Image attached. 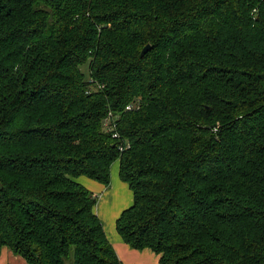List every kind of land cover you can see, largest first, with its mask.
<instances>
[{
    "label": "trees",
    "instance_id": "obj_1",
    "mask_svg": "<svg viewBox=\"0 0 264 264\" xmlns=\"http://www.w3.org/2000/svg\"><path fill=\"white\" fill-rule=\"evenodd\" d=\"M115 161L131 249L264 264V0H0V250L122 264Z\"/></svg>",
    "mask_w": 264,
    "mask_h": 264
},
{
    "label": "crops",
    "instance_id": "obj_2",
    "mask_svg": "<svg viewBox=\"0 0 264 264\" xmlns=\"http://www.w3.org/2000/svg\"><path fill=\"white\" fill-rule=\"evenodd\" d=\"M119 162L110 168V186L80 176L76 181L98 197L93 211L101 220L105 235L122 264H159V256L149 250H134L125 244L115 229V222L120 213L132 205V193L127 184L118 176ZM0 264H27L25 260L14 255L9 249L0 250Z\"/></svg>",
    "mask_w": 264,
    "mask_h": 264
},
{
    "label": "water",
    "instance_id": "obj_3",
    "mask_svg": "<svg viewBox=\"0 0 264 264\" xmlns=\"http://www.w3.org/2000/svg\"><path fill=\"white\" fill-rule=\"evenodd\" d=\"M150 50V46L149 45H146L142 50H141V53H140V56H144L148 51Z\"/></svg>",
    "mask_w": 264,
    "mask_h": 264
},
{
    "label": "built area",
    "instance_id": "obj_4",
    "mask_svg": "<svg viewBox=\"0 0 264 264\" xmlns=\"http://www.w3.org/2000/svg\"><path fill=\"white\" fill-rule=\"evenodd\" d=\"M127 109H129V107ZM112 137L113 138H117V135L116 134H113Z\"/></svg>",
    "mask_w": 264,
    "mask_h": 264
},
{
    "label": "rangeland",
    "instance_id": "obj_5",
    "mask_svg": "<svg viewBox=\"0 0 264 264\" xmlns=\"http://www.w3.org/2000/svg\"><path fill=\"white\" fill-rule=\"evenodd\" d=\"M84 72H86V69L84 70Z\"/></svg>",
    "mask_w": 264,
    "mask_h": 264
}]
</instances>
